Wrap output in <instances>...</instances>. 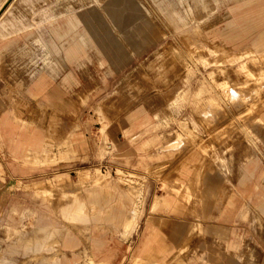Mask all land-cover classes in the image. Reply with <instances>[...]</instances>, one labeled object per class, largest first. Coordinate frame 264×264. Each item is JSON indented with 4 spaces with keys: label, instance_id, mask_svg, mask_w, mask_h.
Here are the masks:
<instances>
[{
    "label": "crops",
    "instance_id": "0c3cea01",
    "mask_svg": "<svg viewBox=\"0 0 264 264\" xmlns=\"http://www.w3.org/2000/svg\"><path fill=\"white\" fill-rule=\"evenodd\" d=\"M82 1H87L90 8L85 14V19L81 18L75 6ZM195 1L192 0L193 5L190 9L189 0H186L187 8L180 12L181 18L186 20L187 43L184 44L186 46L194 45L193 41H197L195 28L207 20L193 16L198 12L195 10ZM210 1L215 5L228 4L224 10L227 19L222 27L205 29L201 26L205 45L223 53L225 59L238 60L244 67H247L248 62L260 64L264 62V0ZM118 2L124 4L135 1L0 0V78L3 82L0 85V145L7 147L12 163L20 167L42 168L83 156L85 147L81 136H76L73 129L66 132L61 129L64 120H69L75 127L74 119L66 112L72 103L68 95L81 103L88 99V94L76 90L78 81L67 69L73 68L80 77H90V66L94 63L99 67L106 65L107 51L112 46L119 45L113 43L110 36L116 27H98L100 14L97 6L105 4L108 8V5L112 7ZM92 3L96 6L92 7ZM202 3L203 11H213L208 6L209 0H202ZM139 11L141 10H129V7L127 11L124 9L118 28L126 21L127 14ZM168 14L171 19L178 18L177 12L171 11ZM105 18L113 21L114 14L106 11ZM153 26L159 30V37L163 38L165 34L157 25ZM259 27L263 29L260 36L252 42L254 50H245L247 47L245 42L250 37L251 30ZM175 33L178 34L177 31ZM236 48L245 49L239 52L229 51ZM177 53L178 51L173 48V55L176 58ZM173 55L171 56L165 48L162 51H154L137 71L136 76L126 80L125 93L136 100L146 93L170 94L167 73L173 67L169 66L167 61L173 58ZM38 64V67L43 64L41 69L35 68ZM227 67L228 65L223 66L221 75H226ZM261 78H264V71L259 72L255 80ZM141 79L146 85L141 84ZM233 81L240 84L245 82L229 80L226 77L217 83L222 85ZM252 85L249 83L246 91L234 92V100L237 102L233 105L238 109L244 108L240 120L258 130L259 126H264V109L263 106L256 107L253 100L260 95V91H264V88L254 93ZM211 87V84L201 82L193 96L194 113L205 124L215 123L219 117L227 114L219 99L212 94ZM177 95V99L185 100L187 91L182 90ZM125 100L123 94L116 92L103 100L102 105L95 107L104 120V126L101 128L103 144H116L119 132L133 142L143 133L156 128L153 119L146 114L142 106H137L125 116V124L117 117L113 119L115 122H112L104 114L103 110L108 109L115 111L117 115L127 107ZM242 100L247 101L243 103ZM157 117L155 114L154 118ZM191 138H193L191 132L177 133L174 138L164 140L162 147L166 151L152 157L159 159L161 156H173L174 152L185 148ZM159 144L161 143L158 137L151 136L144 139L134 152L147 155L149 148ZM197 150L185 161L176 179L178 186L172 188L173 194L155 200L151 207L152 211L181 212L185 209V204L194 205L202 201L196 192L204 185L205 178L210 181L212 177L202 175L203 166L199 153L203 152V148L199 146ZM102 151L103 146L98 148V153ZM246 152L248 155L237 167L238 186L242 189L241 193L245 194L247 184L256 179L253 191L261 189L263 194L249 192L246 196L248 198L246 206L248 209L251 203L250 208L260 217L264 216V172L261 171L259 178H256L255 172L260 170L259 162L249 149ZM217 160L223 169L225 161L219 158ZM208 170L211 174L214 169L208 167ZM86 176H89V182L80 185L79 192L80 201L84 200V207L78 204L73 207L68 205L67 214L65 202L58 200L49 203L39 199V196L48 192V184L67 185L70 180L63 176H56L53 181L35 182L32 185L34 196L42 203L40 209H20L13 206L5 210L0 204V228L7 239L13 242L8 245L7 250L15 253L22 251L29 257V261H35L37 264H70L71 261L73 264H80L77 262L80 255L85 257L84 263L110 264L109 260H96L97 255L105 248L104 239L107 235H118L120 240H123L136 231L141 217L139 203L142 193L131 179L119 176L117 185L111 187L104 175H79L72 185L75 192L79 186V179ZM55 195L60 196L61 192ZM235 199L234 194L228 196L226 207L220 212V216L225 218L235 216L233 212ZM15 216H18L17 221ZM25 219L30 221L29 231L15 235L16 229L26 228L23 221ZM181 233L167 241L163 235L150 229L133 264H171L173 261H182L181 255L186 253L188 246L185 240H180ZM57 253L62 254V261L56 259ZM67 253L70 254L71 260ZM0 263L14 264L4 257Z\"/></svg>",
    "mask_w": 264,
    "mask_h": 264
},
{
    "label": "rangeland",
    "instance_id": "374dc122",
    "mask_svg": "<svg viewBox=\"0 0 264 264\" xmlns=\"http://www.w3.org/2000/svg\"><path fill=\"white\" fill-rule=\"evenodd\" d=\"M134 1V3H114L112 7L108 5V8L105 4L97 6L100 14L98 27H116L111 31L110 36L113 43L119 45L112 46L107 51L106 65L99 67L94 63L89 68L90 77H80L73 68L67 69L78 81L76 90L88 94V99L85 103H81L68 95L72 103L67 107L66 112L74 119L75 127L69 120H64L61 129L63 132L73 129L76 136H81L85 147L83 156L51 167H20L10 161L7 147L0 145V204L5 210L13 206H18L20 209H40L42 203L39 199L49 203L59 200L65 202L67 214L68 205L73 207L78 204L84 207V200L80 201L79 192L80 187L89 182V176L79 179V186L75 192L72 185L79 175H104L111 187L116 186L117 178L122 176L134 181L141 190V203H139L141 217L136 231L126 239L120 240L118 235H107L104 239L105 248L97 255V261L109 260L110 264H133L151 229L163 235L167 241L182 232L180 240H185L188 249L181 255L182 261H173L171 264H264V216L258 217L250 208L251 203L248 209L246 206L248 203L246 196L249 192L263 194V191L261 189L253 191V184L256 182L254 179L247 184L245 194H242V189L238 186L237 170L239 162L245 159L248 155L246 150L249 149L259 162L260 170L255 172L256 178H259L261 171L264 172V126H259L256 130L253 125L243 123L240 115L245 109H238L233 105L237 102L234 100V92L248 90L249 83L253 84L254 93L264 88V78L255 80L258 73L264 71V62L261 64L248 62L247 69L238 60L225 59L223 53L205 45L201 26L205 29L222 27L227 19L224 10L228 4L215 5L209 0L208 6L213 11L208 12L203 11L202 0L199 2L196 0L194 5L198 12L193 16L207 20L203 25L195 28L197 41H193L194 45L186 46L184 45L187 43L186 20L181 18L180 13L187 8L186 0ZM87 4V1H82L75 5L78 14L84 19L90 9ZM189 4L191 9L192 0H189ZM95 6L92 3V7ZM128 7L132 11L137 9L141 11L127 14L126 21L118 28L121 23V13L124 9L127 11ZM106 11L114 14L113 21L105 18ZM171 11L177 12V19L169 17L168 13ZM152 23L165 34L163 38L159 37V30L155 29ZM262 29L259 27L251 30L250 37L245 42L247 46L245 50H254L252 42L260 36ZM163 48L167 49L171 56L173 48L178 51L177 58L173 55V58L167 61L168 65L173 67L167 73L170 94L146 93L139 100L128 96L124 91L126 80L136 76L137 71L154 51H162ZM244 49L228 50L239 52ZM224 65H228L227 72L226 75H221ZM226 77L229 80H245V82L240 84L233 81L218 85L217 82H222ZM201 82L211 84L212 94L219 99L220 105L227 113L212 124L203 123L193 110L194 92ZM2 84L0 78V85ZM141 84L146 85L142 79ZM182 90L187 91L185 100L177 99V93ZM116 92L125 96L127 107L117 115L115 111L104 109V114L112 122H115L113 119L117 117L122 124H125V116L137 106H142L146 114L153 119L156 128L143 133L133 142L119 132L116 144H103L101 128L104 126V120L95 107L102 105L103 100ZM174 99L177 100L171 103ZM246 101L242 100L243 103ZM253 103L256 107L263 106L264 109V91H260V95L253 100ZM155 114L158 116L156 119ZM184 131L193 135L185 148L174 152L173 156H161L159 159L152 157L166 151L162 147L165 139H172L177 133ZM151 136H157L161 143L148 149L147 155L151 157L135 153L139 144ZM101 146L103 151L98 153V148ZM199 146L203 148V152L199 153L200 163L203 166L202 175L212 177L210 181L205 178L204 185H201L196 192L202 201L194 205L185 204V209L181 212L152 211L151 207L155 200L173 194L172 188L178 186L176 179L185 161ZM217 158L225 161L223 169L220 168L221 163ZM208 167L214 169L211 174ZM56 176L68 177L70 181L67 185L48 184V192L37 199L32 185L40 181H53ZM59 191L61 195H55ZM232 194L236 196L233 209L235 216L231 218L220 216V212L226 207L228 196ZM17 218L18 216H15L16 221ZM23 221L26 228L16 229L15 235L29 231L30 221L27 219ZM12 243L0 228V261L4 257L14 264H37L35 261H29V257L22 251L9 252L7 247ZM67 256L71 260L69 253ZM56 259L62 261V254L57 253ZM85 260V257L80 255L77 262L88 264L84 263ZM70 264L73 262L71 261Z\"/></svg>",
    "mask_w": 264,
    "mask_h": 264
},
{
    "label": "bare ground",
    "instance_id": "6f19581e",
    "mask_svg": "<svg viewBox=\"0 0 264 264\" xmlns=\"http://www.w3.org/2000/svg\"><path fill=\"white\" fill-rule=\"evenodd\" d=\"M38 66H39V64L38 65H35V68L41 69L42 68L41 66H43V64H41L40 67H38Z\"/></svg>",
    "mask_w": 264,
    "mask_h": 264
}]
</instances>
